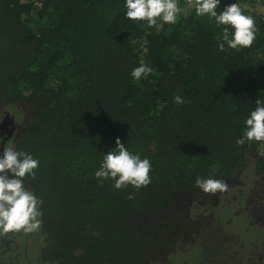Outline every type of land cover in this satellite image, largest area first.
<instances>
[{
	"label": "trees",
	"instance_id": "1",
	"mask_svg": "<svg viewBox=\"0 0 264 264\" xmlns=\"http://www.w3.org/2000/svg\"><path fill=\"white\" fill-rule=\"evenodd\" d=\"M177 2L175 24L150 28L126 0H0V111L23 114L13 148L40 162L24 184L59 264H176L188 248L200 264L257 263L228 224L232 200L264 203V149L235 143L264 100V11L220 0L258 29L250 48L221 51L225 26ZM142 63L152 73L136 81ZM117 138L150 160L147 187L95 177ZM197 177L228 191L206 194Z\"/></svg>",
	"mask_w": 264,
	"mask_h": 264
},
{
	"label": "clouds",
	"instance_id": "2",
	"mask_svg": "<svg viewBox=\"0 0 264 264\" xmlns=\"http://www.w3.org/2000/svg\"><path fill=\"white\" fill-rule=\"evenodd\" d=\"M188 7H195L196 15L207 16L214 19L217 26L223 25L219 49L225 50V44L231 49L240 51L250 48L255 39V21L251 16L243 14L237 3L228 5L223 11L218 12L220 0H186ZM126 17L132 21H145L148 27L157 26V20L164 23L175 24L181 8L177 0H126ZM230 26V27H229ZM230 28L233 30L230 38ZM152 73V68L141 64L132 70L131 76L136 81L146 78ZM174 103L184 104V99L176 95ZM256 107L246 119V130L242 138L235 141L237 145L246 142L251 147L257 143L264 149V100L258 99ZM114 150L108 151L103 158L95 177L100 184L107 180L114 182L116 189H126L129 186L135 190L147 187L151 183L150 172L152 165L149 159H142L139 154L131 153L119 138L116 139ZM264 156V151H260ZM39 160L30 154L17 151L11 146H6L3 157L0 158V236L7 234H37L41 229L43 215L40 205L43 203L32 192L26 189V177L35 178ZM212 171H216L214 167ZM11 173L14 178H9ZM195 185L206 194L215 195L228 191V184L221 179L197 177ZM129 198H132L131 196Z\"/></svg>",
	"mask_w": 264,
	"mask_h": 264
},
{
	"label": "flooded vegetation",
	"instance_id": "3",
	"mask_svg": "<svg viewBox=\"0 0 264 264\" xmlns=\"http://www.w3.org/2000/svg\"><path fill=\"white\" fill-rule=\"evenodd\" d=\"M0 115V117L3 116L2 120L0 118V158H2L4 148L14 146L15 137L18 136L21 125L17 123V117L8 110H2ZM8 175L9 178H14L11 173H8ZM254 207V211L250 207L246 212L251 214L250 218H252L253 224L256 225L255 222H261L259 226L263 228L264 210L256 205ZM230 225L231 222L228 224V228L232 230ZM46 238L47 235L44 233L42 225L37 234L13 235L10 233L0 236V264H59L55 257L56 254L48 250L49 248L47 249ZM191 250V248H188L183 253L189 257ZM253 251H255L257 257L256 264H264V249H259L260 252L256 249H253Z\"/></svg>",
	"mask_w": 264,
	"mask_h": 264
},
{
	"label": "rangeland",
	"instance_id": "4",
	"mask_svg": "<svg viewBox=\"0 0 264 264\" xmlns=\"http://www.w3.org/2000/svg\"><path fill=\"white\" fill-rule=\"evenodd\" d=\"M178 5H179V3H178ZM250 6H252V5H250ZM252 7H254V6H252ZM254 8H255L254 11L258 14H261L264 11V7H262V6H260L258 8H256V7H254ZM182 11L185 12V10L181 8V12ZM8 111L12 112V114L17 117V123L19 125H23V118L24 117H23V114L21 112H17L13 108H9ZM0 113H1V111H0ZM2 117H0L1 120H2ZM239 200L244 201V199H239ZM239 200H232L230 202V204L232 203L233 205L237 204V211L235 212V209L233 210V219H231V225H230L231 229L233 231H235L236 235H238L242 239V241H243L245 247L247 248L248 252L252 249H256V251H259V249H264V226H263V228L261 226H259V224L261 222H255L256 225L253 224L254 222L251 221L252 218H250L251 214L246 212L248 210L241 212L242 208L239 207V206H241V204H239V203H241ZM225 202H226V206L228 207V203H227L228 200ZM257 203H259L258 205L260 207H262V210H264V203H262V201L257 202ZM257 203H254V204H257ZM240 214H242V215H240ZM251 224H253V225L251 226ZM249 226L251 228H253V230L249 231L248 230ZM176 264H200V263H199V258L197 257V255L192 254V257H187L186 254L182 253V254L177 255Z\"/></svg>",
	"mask_w": 264,
	"mask_h": 264
},
{
	"label": "built area",
	"instance_id": "5",
	"mask_svg": "<svg viewBox=\"0 0 264 264\" xmlns=\"http://www.w3.org/2000/svg\"><path fill=\"white\" fill-rule=\"evenodd\" d=\"M246 1L250 4H252V6H254L256 8H258L260 6L264 7V0H246ZM238 5H241V4L238 3Z\"/></svg>",
	"mask_w": 264,
	"mask_h": 264
}]
</instances>
